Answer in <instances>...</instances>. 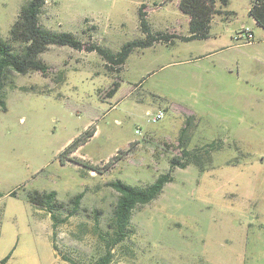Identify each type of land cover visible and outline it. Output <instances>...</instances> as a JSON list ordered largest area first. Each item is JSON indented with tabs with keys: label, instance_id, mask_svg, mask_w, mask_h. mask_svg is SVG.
<instances>
[{
	"label": "rangeland",
	"instance_id": "1",
	"mask_svg": "<svg viewBox=\"0 0 264 264\" xmlns=\"http://www.w3.org/2000/svg\"><path fill=\"white\" fill-rule=\"evenodd\" d=\"M179 1L46 0L40 23L117 52L145 37L140 7L150 34H190ZM249 2L229 0L235 15L213 21L209 38L135 48L122 66L50 45L40 54L46 76L10 73L0 109V259L11 252L5 264H93L105 252L119 196L108 183L146 186L172 158L188 163L132 211L129 238L111 249L109 264H264V31L249 16ZM23 3L0 0L2 39ZM246 26L250 43L240 32ZM159 109L163 118L152 121L147 112ZM90 126L95 133L62 157ZM118 152L123 159L105 170ZM34 190L56 191L64 204L58 219L81 194L77 212L53 226L48 211L28 201Z\"/></svg>",
	"mask_w": 264,
	"mask_h": 264
},
{
	"label": "trees",
	"instance_id": "2",
	"mask_svg": "<svg viewBox=\"0 0 264 264\" xmlns=\"http://www.w3.org/2000/svg\"><path fill=\"white\" fill-rule=\"evenodd\" d=\"M46 0H24V3L19 9L16 20L12 23L8 39L0 37V109L6 110V102L4 99V88L9 80L11 72L25 74L31 71H38L46 76L48 66L41 59L40 54L47 50L50 45L69 46L76 50H85L87 52L97 53L105 62V65H124L129 54L135 48H145L152 46L155 42H172L173 38L180 37L181 40L204 39L208 36V29L211 18L220 13L216 3L225 4L226 0H180L179 9L189 16V31L188 36H171L163 34H150L147 24L146 13L140 7L137 12L138 23L145 33V37L130 40L125 42L117 52L102 47L101 45L88 41L84 42L78 39L70 32L51 31L40 23V12ZM255 23L264 30V0H251L248 10ZM117 70V69H116ZM113 90L118 86L114 84ZM95 127H89L84 135L74 139L62 152V157L75 152L89 137L95 133ZM183 131V130H182ZM214 142L206 144L204 150L212 149ZM217 147V146H216ZM217 149V148H216ZM128 151V150H127ZM208 151V150H207ZM122 153L118 152L104 166V169H110L115 163L123 159ZM190 155L186 149H182L181 156ZM71 161L82 166L92 167L99 171L97 166H90L81 158H72ZM187 161H181L176 158L170 159L169 169L159 174L154 181L146 186H136L123 182L120 179L110 181L108 183L119 196L113 210L112 222L110 224V232H107L105 240L106 249L93 264H109L111 259V249L117 244L123 243L129 238L131 230L129 223L132 211L138 205H144L154 200L163 190L166 183L173 178L171 172L178 165L181 168L187 165ZM10 195H15L11 192ZM81 194L73 198V206L67 211V214L62 219L57 218V211L63 210L64 204L56 199V191H38L28 192L27 199L32 207L45 208L52 220L53 226L57 223L65 221L69 216L75 214L78 209L79 199ZM11 252L0 259V264H5L10 258ZM75 264V263H74Z\"/></svg>",
	"mask_w": 264,
	"mask_h": 264
},
{
	"label": "crops",
	"instance_id": "3",
	"mask_svg": "<svg viewBox=\"0 0 264 264\" xmlns=\"http://www.w3.org/2000/svg\"><path fill=\"white\" fill-rule=\"evenodd\" d=\"M250 3V2H249ZM251 4V3H250ZM216 6H217V8L220 10V13H218V14H215L212 18H211V21H210V24L213 22V21H218V20H220V21H222V20H226L227 19V15L225 14V13H230V15H235V11L233 10V8L230 6V4H229V0H226V3L225 4H220L219 2H217L216 3ZM249 8H250V5L248 6V8H247V12H248V10H249ZM253 19V18H252ZM253 23H254V25L255 26H257V27H259L256 23H255V21H254V19H253ZM211 26V25H210ZM245 28H247V29H251L250 27H248V26H246V27H242L241 28V30L240 31H242V30H244ZM261 28V27H260ZM264 31V30H263ZM254 34V33H253ZM189 34H186V35H184V36H188ZM209 36L210 35H208L207 36V38H209ZM263 36H264V32H263ZM207 38H204V39H207ZM191 40H203V39H191ZM191 40H186V41H191ZM182 41H184V40H182ZM223 47H222V45H221V47H220V49H222ZM136 50H138V49H136ZM134 51V50H133ZM212 142V141H211Z\"/></svg>",
	"mask_w": 264,
	"mask_h": 264
},
{
	"label": "built area",
	"instance_id": "4",
	"mask_svg": "<svg viewBox=\"0 0 264 264\" xmlns=\"http://www.w3.org/2000/svg\"><path fill=\"white\" fill-rule=\"evenodd\" d=\"M240 32L243 33L242 36H244L245 42L250 43L254 39V34H253L252 29L245 28L244 30H242ZM164 113H165L164 110L159 109L155 113L147 112V115L152 121H157V120H160L161 118H163ZM136 132H139V130H136Z\"/></svg>",
	"mask_w": 264,
	"mask_h": 264
}]
</instances>
